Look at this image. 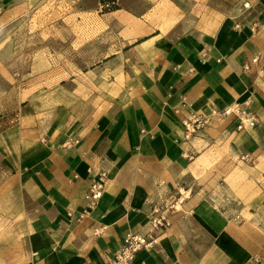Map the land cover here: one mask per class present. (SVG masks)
<instances>
[{
  "label": "crops",
  "instance_id": "crops-1",
  "mask_svg": "<svg viewBox=\"0 0 264 264\" xmlns=\"http://www.w3.org/2000/svg\"><path fill=\"white\" fill-rule=\"evenodd\" d=\"M25 1L0 0V42ZM117 3L101 14L123 22L120 44L77 68L82 92L60 94L77 105L0 84V264H109L174 198L134 264H264V0ZM234 102L254 127L210 116L186 139L191 112Z\"/></svg>",
  "mask_w": 264,
  "mask_h": 264
},
{
  "label": "rangeland",
  "instance_id": "rangeland-1",
  "mask_svg": "<svg viewBox=\"0 0 264 264\" xmlns=\"http://www.w3.org/2000/svg\"><path fill=\"white\" fill-rule=\"evenodd\" d=\"M105 7L98 0H26L19 17L1 35L2 88L16 84L20 99L27 101L31 95V103L37 106L76 102V94L72 100L60 94L82 92L91 83L87 78L70 82L77 68L88 67L112 51V45L120 44L118 27L123 22L104 17Z\"/></svg>",
  "mask_w": 264,
  "mask_h": 264
},
{
  "label": "built area",
  "instance_id": "built-area-1",
  "mask_svg": "<svg viewBox=\"0 0 264 264\" xmlns=\"http://www.w3.org/2000/svg\"><path fill=\"white\" fill-rule=\"evenodd\" d=\"M254 61L257 58L253 59ZM249 67L248 64L245 65ZM211 117H220L227 119L235 117L237 119V130H245L254 127L258 122L256 113L242 107L238 102L226 105L221 109L214 108L210 113L191 112L184 119V127L186 130V139H189L193 134L197 133L209 124ZM244 159H249V153L242 156ZM106 173L102 172L98 178L93 179L90 185L88 197L90 205L96 204L102 197L105 190ZM179 199L172 203L166 204L163 207H154L146 222V227L143 231L128 233L123 244L114 253L109 264H134L137 254L142 250H149L154 247L157 242V232L162 228L171 226L172 219L170 213L175 211L176 204Z\"/></svg>",
  "mask_w": 264,
  "mask_h": 264
},
{
  "label": "trees",
  "instance_id": "trees-1",
  "mask_svg": "<svg viewBox=\"0 0 264 264\" xmlns=\"http://www.w3.org/2000/svg\"><path fill=\"white\" fill-rule=\"evenodd\" d=\"M100 2L106 6L104 11L114 10L119 8V4L117 3V0H100Z\"/></svg>",
  "mask_w": 264,
  "mask_h": 264
}]
</instances>
